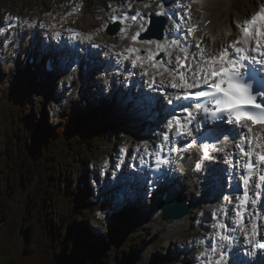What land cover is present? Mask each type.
<instances>
[{
	"label": "rangeland",
	"instance_id": "obj_1",
	"mask_svg": "<svg viewBox=\"0 0 264 264\" xmlns=\"http://www.w3.org/2000/svg\"><path fill=\"white\" fill-rule=\"evenodd\" d=\"M78 1L85 2L83 14L81 13V16L78 15L80 22L72 24V26L66 29V32L70 29H78L86 35L91 36L100 31L103 26L102 24H104L103 22H105L104 17L109 19L112 14L115 15L112 12L114 9L116 10L123 5H129V3H141L143 0H0V27L7 25L9 20L6 17H11L12 15H20L22 21L34 24L38 28L42 26L47 27L46 23L52 21L54 14L63 13L62 17L68 18L65 15L76 9ZM215 1L214 6L217 7L215 12L218 11L221 16L217 20L218 23L216 22L215 24L214 32H210V35L216 37V44H213L212 36H209L207 39L205 38V42L203 40V45L210 51L236 39L239 29L234 26V23L242 24L246 18L253 15L259 8L264 7V0ZM239 1L242 2L240 9L236 7V3ZM174 4H176L175 1ZM186 5H190V15L194 14L193 16L191 15V20H188L190 24L200 26L205 19L213 20V18H208L210 15L204 17L199 7V2L187 0ZM88 15H91L95 19L87 25L86 18ZM72 21H74L73 18ZM59 28L63 29L64 26L49 31L48 36ZM221 30H227L231 35H223V32L219 34ZM203 34L205 33L201 32V35ZM39 36L40 33H38L37 38ZM115 42H113V48L119 46V43ZM8 44V40L0 42V49L6 48ZM105 45L111 46L110 43ZM210 46L213 49H210ZM8 47L10 48L11 45H8ZM40 54V60L38 61L43 66L45 62L44 59H41L44 56L43 51ZM33 66L36 67L37 65L33 63ZM37 67L39 68V66ZM57 70L59 68H56L53 73L55 76H58ZM0 75L3 78H8V83H12L9 89L0 90V164L4 163L10 154L12 137L18 143L29 142L32 135L36 134L44 122L54 126L60 120H67L72 128L82 130L87 134L98 133L103 129L106 131L104 134L101 132L103 136L88 147V159L80 156L78 158L70 156L63 160L59 169L61 173L56 182L58 184V187H56L57 191L62 199L59 202L53 201L50 205L51 213L62 217L66 214L70 205L75 202L82 203L83 195L87 192V196L90 199L91 197L93 198L94 201H91L95 207L89 216H87L89 217L87 226L96 236H99V239H96L94 244L109 237L111 231L107 227L108 225H114L117 231H120L118 237L123 236L124 240L122 243H126L127 249L131 247L128 250L136 257L138 264H155L163 261H171L176 264H204L199 258V254L202 251H208L209 255H211L210 245L217 232V229L214 227L216 222L212 219V213L218 211L217 208L220 203L224 202L231 208H228L227 211L232 212V215L225 216L228 218L225 222L228 221L227 226L231 230L233 211L236 206L234 193L230 197V193L226 194L228 201L223 199L224 193L218 195L219 200L215 197V199H212L213 195L209 191L203 195V191L207 189L205 187L198 194L199 200L193 205L196 215L189 213V215L178 221H162L161 212L154 213L153 211L158 205V198L149 193L148 189H144L145 193L137 195L138 197L133 201L132 195L128 194L126 185L121 184L120 179L116 184L113 182L115 185L114 190L125 194V203L119 201L114 196V193L110 194L111 191L105 190L102 193L99 191V183L104 178L112 181L116 175L114 169L112 172L101 171V167L117 164L121 148H130V157L127 164L128 171H136L137 167L145 165L153 155L158 143L163 141V138H157L160 132L163 134V131H166L167 125L164 129L163 122H154L145 125L146 127L144 128L142 123H136V120L123 121L126 117L122 115L119 118L113 117L112 115L114 114L109 112V109L107 110L102 104L99 106L96 103L95 96L91 95L89 97L93 89L102 96V86L97 90L95 79H92V87L89 88L90 80L86 84L88 82L87 76L81 74V72L79 76L78 70L75 67L73 70L68 68L63 75L60 71L59 78H53V75L47 79L42 77L37 78L38 75L42 74L40 71L38 73L37 69H33L26 72L24 74L25 78L22 79L21 76L24 75L21 73L17 77L16 74H11L10 70L4 67L1 68V66ZM45 76L43 75V77ZM81 76L86 77V89L80 87L82 86ZM109 98L112 99L111 96ZM103 100L106 99L102 97L98 101ZM168 103L169 101L165 99L164 102L159 103L160 112L162 109L163 111L166 110L164 107H167ZM2 112L5 113L4 117H2ZM168 112V115L171 114L169 109ZM82 119H87V121H83ZM158 119L161 118L156 117V120ZM145 144H147L148 152L144 150ZM153 145V148H149V146ZM136 164L137 166H135ZM1 169L3 168L0 166V171ZM220 169L223 168L220 167ZM178 183H180L179 180ZM222 183L223 189H225V178ZM90 186H94L96 189V191L94 190L95 192H92L91 196ZM166 186L171 190L172 196L167 202L175 201V194L179 191L184 196L188 194L186 186L180 190H177L179 189L177 185L168 184ZM213 192L217 191L213 190ZM12 199L10 197V212L7 214L5 221L0 224V264H10L12 260L19 258L23 252L21 229L24 202L21 196L14 201ZM208 199L213 200L215 205L205 213L202 208L207 205L206 201H210ZM98 213L99 215H97ZM135 241L138 242V247L134 246ZM201 241H208L209 246L206 248L201 247ZM242 244L237 250V256L251 262L254 257L253 251L250 254L247 248L251 247L245 242H242ZM261 262V264H264V259ZM51 264L60 263L55 261Z\"/></svg>",
	"mask_w": 264,
	"mask_h": 264
},
{
	"label": "snow or ice",
	"instance_id": "obj_2",
	"mask_svg": "<svg viewBox=\"0 0 264 264\" xmlns=\"http://www.w3.org/2000/svg\"><path fill=\"white\" fill-rule=\"evenodd\" d=\"M192 2H200V0H192ZM129 7H131L130 3ZM186 8L189 11L185 14L190 21V5H187ZM155 14L157 16H169V13L165 11L163 0L158 5ZM6 19L13 20L16 18L6 17ZM111 19L116 22L119 18L113 15ZM131 19L139 25V28L135 34L131 35L130 39L134 45L148 46V54L142 57L140 55L141 48L127 47L125 52L128 55L125 59H131L133 68H143L147 63L153 69L149 87H157L155 81L157 74H167L169 85L176 90L169 103H172V100L195 101L191 105H181L183 113L186 115L183 120L176 117L169 120L168 131L174 130L177 137L189 135L191 133L190 125L193 121H197L198 126L209 122L215 123L214 128L205 132L206 137L219 138L224 136L225 143H227L229 138H233L234 142V138L239 136V143H234V146L239 149L240 155L246 159L242 163V171L239 175L243 194L237 198L236 225L244 233V241L252 248L253 252L264 251V242L256 239L258 224L256 223L257 214L254 211L249 214L251 216L250 229L244 226V216L248 212L249 206L254 208L257 200L261 198V194L256 192L255 198L250 199V190L264 187V171H261V166H264V7L259 8L242 24L237 25L239 32L236 39L211 51L203 45V37H195L194 34L199 30L198 27L189 24L185 28V39L192 37L195 41V46L198 49L196 54H193L179 38H172L164 42L157 39L142 38V33L155 28L150 16L136 11ZM176 30L180 31L179 24L176 25ZM121 33L123 38V29H121ZM74 35L81 34L74 33ZM226 35H231V33H226ZM85 39L90 40L91 36H86ZM211 39L214 43L216 37L212 36ZM153 46L155 51L151 50ZM173 50L180 53L175 57L176 67L174 69L168 67L165 62L156 60L159 53L171 57ZM144 75H148V72H145ZM193 89L198 91L193 94ZM198 116H202L204 119L198 121ZM224 123H232L245 131L236 133L235 128H224ZM167 142H169V136L165 133L163 142L159 145L161 151H163L164 143ZM194 146L195 144L188 145V147ZM144 150L148 152L147 144L144 145ZM202 150L203 158L207 160L214 159L210 152L223 151V148H218L213 143H204ZM121 152H126V148H121ZM157 161L164 163L159 157ZM225 162L232 168L240 166V162L234 163L229 156L225 157ZM201 167L198 162L195 170L199 172ZM205 171L207 174L204 181L207 188L222 189L224 170L209 166ZM228 175L230 179H236L235 173ZM223 199L228 201V196H223ZM219 211L225 212L226 209L221 206ZM216 215L214 212L213 216L216 217ZM214 227L217 232L210 245L211 255L208 251H202L199 254V258L204 264H249L248 261L237 256V251L231 253L232 260L228 261L229 253L224 249L225 247L231 248L233 245L232 238L224 234L228 231V226L217 218Z\"/></svg>",
	"mask_w": 264,
	"mask_h": 264
},
{
	"label": "trees",
	"instance_id": "obj_3",
	"mask_svg": "<svg viewBox=\"0 0 264 264\" xmlns=\"http://www.w3.org/2000/svg\"><path fill=\"white\" fill-rule=\"evenodd\" d=\"M241 6V1L236 3L238 9ZM101 132L87 134L60 120L54 126L44 122L29 142L18 143L11 138L10 154L0 164V224L10 212V197L14 201L21 196L24 210L23 252L10 264H138L114 225L107 227L109 237L94 244L99 236L87 226V216L95 208L87 192L83 202L70 205L64 216L51 213V202L62 199L56 182L63 160L70 156L88 159V147L103 136ZM134 246L138 247V242Z\"/></svg>",
	"mask_w": 264,
	"mask_h": 264
},
{
	"label": "bare ground",
	"instance_id": "obj_4",
	"mask_svg": "<svg viewBox=\"0 0 264 264\" xmlns=\"http://www.w3.org/2000/svg\"><path fill=\"white\" fill-rule=\"evenodd\" d=\"M158 1L159 0H143L141 3L137 2L136 4L131 5V7H129V6L126 7V9L123 12V14L119 15V18L122 15L126 14V12L132 11V9H136V11H140L143 15H147L148 13H156V11L158 9ZM214 2H216V1L215 0H202L201 2H199V7L201 8L204 17L210 15V16H208V18H213V20H211L210 25L205 29V31H204L205 34L199 36V37H203V40L205 38L206 39L209 38V36H212V35H210V32H214L215 24H216L217 20L219 19V17L221 16L218 11L215 12L217 10V7L214 6ZM167 3L170 6V8L175 11V13H176L175 15L177 17H179L181 19H184V20H186L188 18V16L182 10V7H186V5H185L186 0H178V3L180 5H182V7L173 5L170 0H168ZM112 12H115L114 14L117 16V14H118V12H120V10L116 9L115 11H112ZM112 16H113V14L110 16L109 22H112V19H111ZM61 19H65L66 21L68 20V18H63V17ZM74 19H77V17H75ZM94 19H95L94 17H92L91 15H88L87 18H86L87 25H88V23H91L92 21H94ZM104 19L106 20V22H103L104 23V24H102L103 26H105L108 23V19L105 18V17H104ZM174 21H175L176 24H179L178 18H175ZM205 21H206V19H205ZM53 22H56L55 19H53ZM169 25L171 27L173 25V22L169 21ZM138 27H139L138 24H136L134 27H130V26L126 25V22H121L120 21V32H118V34H116L114 36H108V35H106L105 31H103L101 29L99 31L98 38L103 43L105 41H107L108 44L110 43L111 45L113 44L114 41H116V42L119 43V46H118L117 49L125 50L127 47H133V43L130 42V35L133 34L134 32H136L138 30ZM121 29L124 30L123 38H122ZM222 32H223V35H225L226 33H229V31H227V30L226 31H222L221 30L219 32V34H222ZM168 34H169V30L167 28L166 32L164 34L165 37L160 42H164L165 40H167ZM204 42H205V40H204ZM210 44H211V42H210ZM213 44H216V42H214ZM136 46L139 47V48H144V49H146L148 51V46H146V45L138 44ZM107 47H109V45ZM153 49H154V46L152 47L151 50H153ZM210 49H213V47L210 46ZM38 50H39V46L36 45L32 51L28 52V49H23L22 53L23 54H26L27 52L31 53V57H35L34 63L36 65L37 59L38 58L40 59V55H41V54L38 55V53H37ZM52 50L53 49L51 48L50 51L48 52V54H46L47 50H42L43 51V55L44 56L53 55V51ZM191 52L193 54H196L198 51H195L193 49V50H191ZM62 63H64V62H62ZM168 64H167V66H168ZM169 67L172 68L171 66H169ZM71 68H74V67L72 66ZM43 75L45 76L46 74L44 73ZM81 77H82L81 78V81H82V86L81 87H83L85 85V82H86V79H85L86 77L85 78H84V76H81ZM88 83H89V79H88V82H86V84H88ZM160 83H162L164 85V87H166L168 92H169L168 96L163 95L160 98L159 101H160V104H161L162 99H165V100H168V101L170 99H172V96L176 92V90L172 89L171 86L169 85V83H165L162 80H160ZM100 86H102L101 83L100 84H96L97 90L100 88ZM102 91H103V94H102V96H100V98L103 97V98L106 99L107 98L106 94H105L104 90H102ZM106 92H108V90H106ZM143 97H144V94L140 93V94L131 95V97L129 99L130 100H134L135 98H139L140 100H143ZM122 98H123V101H122ZM163 102H164V100H163ZM102 106L105 107L107 110L109 109L110 110L109 112L113 113L114 115H112V116L115 117V118H119L120 115H122L123 117H126V118L123 119V121H126V122H128L130 120L131 121L136 120L137 121L136 123L149 122V121L156 120V117H160L161 118V122H163V128L164 129H165L166 125L168 124L169 120L173 119V116H174L173 112L169 108L168 109L171 112V114L168 115L169 112H168L167 107H164V108H166V110L163 111V109H162V111L160 112L159 103H158L156 108H154L152 106H149V105L147 106V102H145V104H141L140 106H135L133 101L127 102L126 100H124V95H122V94L119 97L115 98L113 104L110 101L103 100L102 101ZM140 110H148L151 113V117H148L146 119L140 120L139 119V115L137 114L138 111H140ZM136 117H138V118H136ZM242 131H245V130H243L239 126L235 125V132L236 133H241ZM164 132L168 134L169 141H173L172 132H169V131L166 130V131H163V134H165ZM163 134L160 132L158 134L157 138H159V139H160V137L162 138ZM234 143H239V136H236L234 138V142H233V138L231 140H229L227 143L224 142L222 147H221V148H223V151H220L216 155L218 157V159H222L223 160L221 167L224 168V169H226L228 167V164L225 162V157L227 155L230 157L231 155H235L236 154L237 155L236 162L240 161L242 159V157H243V156L240 155L239 149L235 148ZM153 147H154V145L153 146H149V148H153ZM185 152H186V158L184 160H182V161H178L179 171L183 172V177L184 178L180 181V183H179L180 187L177 190H180L184 186H186L188 194H187V196H184V194L179 191L177 194H175V198L174 199H175V201H181V200L185 201L187 206H188V208H189V213H191L193 215L194 214L196 215V212H194V210H193V205H194V203L197 200H199L198 199V197H199L198 194L202 192V189L207 187L205 185V181H204V177L206 176V174L205 173L201 174V179L198 180L197 179L198 174L193 176V175H191L189 173L190 172L189 168H190V166H191V164H192V162L194 160V156L196 155L197 151H196L195 147H190L189 149L185 150ZM134 187L137 188L138 184L135 183ZM210 190L212 192H213V190L219 192L222 189H210ZM139 194H141L140 190L136 189L135 195H133V196L135 197V196H137ZM215 198L219 200V198L217 196H215ZM206 204L207 205L203 206V208H202V210L205 211V213H207L208 210L212 209V206L215 205V203L210 202V201H206ZM220 204L225 205L224 208L229 206L228 204H225L224 202L220 203ZM194 209H195V207H194ZM226 220L227 219H225V221Z\"/></svg>",
	"mask_w": 264,
	"mask_h": 264
},
{
	"label": "water",
	"instance_id": "obj_5",
	"mask_svg": "<svg viewBox=\"0 0 264 264\" xmlns=\"http://www.w3.org/2000/svg\"><path fill=\"white\" fill-rule=\"evenodd\" d=\"M159 209L163 213L162 218H161L163 221L180 220L189 214V208L187 204L182 201H175V202H169L166 204H160Z\"/></svg>",
	"mask_w": 264,
	"mask_h": 264
}]
</instances>
